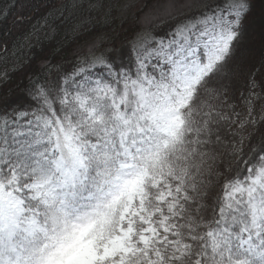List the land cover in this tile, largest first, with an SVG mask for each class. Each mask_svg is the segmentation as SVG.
Segmentation results:
<instances>
[{"label": "snow or ice", "instance_id": "1", "mask_svg": "<svg viewBox=\"0 0 264 264\" xmlns=\"http://www.w3.org/2000/svg\"><path fill=\"white\" fill-rule=\"evenodd\" d=\"M252 7L229 0L139 43L134 67L98 58L58 97L37 82L44 107L16 113L39 129L24 147L0 118V264H264V155L224 156L214 87Z\"/></svg>", "mask_w": 264, "mask_h": 264}, {"label": "trees", "instance_id": "2", "mask_svg": "<svg viewBox=\"0 0 264 264\" xmlns=\"http://www.w3.org/2000/svg\"><path fill=\"white\" fill-rule=\"evenodd\" d=\"M88 1L0 0V105L21 91L33 95L37 82L48 88L58 67L86 55L90 47L100 42H108L112 49L133 42L144 31V13L161 0H135L127 4L111 0L104 15L96 13L98 8L93 9L91 25L82 29L81 14L87 10ZM248 2L253 7L245 19L237 54L229 71L214 82L217 96L223 94L218 101L221 111L230 117L224 120L221 116L222 123L218 127L229 142L223 152L225 157H230L233 167L242 152L247 151L252 157L264 142V100L257 101L258 108L263 110L260 116L256 107L253 114L250 104L254 92L264 91L253 87L254 79L264 84L261 80L264 75V0ZM96 75L111 78L103 68L97 69ZM226 104H229V114L224 112ZM24 136L29 139L31 134ZM24 136L15 135L13 145L19 147ZM222 168L227 173L228 163H222ZM223 177L226 183L228 181V175L219 178L208 197L206 212H214L212 206L225 187L221 185Z\"/></svg>", "mask_w": 264, "mask_h": 264}, {"label": "rangeland", "instance_id": "3", "mask_svg": "<svg viewBox=\"0 0 264 264\" xmlns=\"http://www.w3.org/2000/svg\"><path fill=\"white\" fill-rule=\"evenodd\" d=\"M135 0H122L123 3L134 2ZM229 0H161L152 4L144 13L142 18V24L144 31L142 34L135 39L133 42L126 44L119 49L110 48L107 43L100 42L92 47H90L88 53L80 58L67 62L56 69L53 76V80L49 85L48 89L51 91L53 97H58L62 94L61 90L64 86V78L67 76H72L73 73L78 72L80 69L93 65L98 58L107 57L110 59L118 69H123L125 67H134L136 64V46L141 42H148L155 38H171L174 30L181 24H184L194 18H198L201 15H206L211 11L217 10L219 7L228 4ZM112 3L111 0H89L87 5V10L81 14L82 19H80V25L82 29L89 27L92 23V10L98 8L96 13L99 15H104L106 10ZM97 15V16H99ZM105 45V46H103ZM159 45L157 40L156 46ZM264 83V75L261 79ZM217 102V101H214ZM229 105V104H228ZM228 105L224 107V112L228 113ZM38 99L28 92L21 91L14 97L0 105V118L15 119L19 122L20 118L16 113L24 110H34L43 108ZM58 107H63L58 104ZM257 104V115H261L263 110H260ZM255 108V109H256ZM232 119H235L234 115H231ZM29 120L31 119L28 118ZM33 125L25 121L23 126L19 124H14L11 129V133L20 132V135L31 134L30 138L24 136V141L19 147L14 146V137H12V146L14 148L24 147L25 142H30L33 139L39 138V129H37L36 135L32 132ZM261 155H264V142L260 148L252 156L253 161L257 160ZM226 184V177L222 179V186ZM208 207V206H207ZM206 207V208H207Z\"/></svg>", "mask_w": 264, "mask_h": 264}]
</instances>
